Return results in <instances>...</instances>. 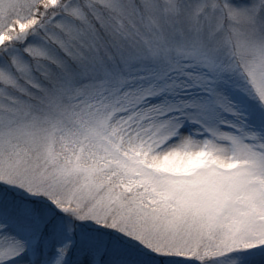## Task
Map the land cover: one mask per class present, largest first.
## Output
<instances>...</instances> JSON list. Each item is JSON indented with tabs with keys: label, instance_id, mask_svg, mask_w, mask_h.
Here are the masks:
<instances>
[{
	"label": "snow or ice",
	"instance_id": "snow-or-ice-1",
	"mask_svg": "<svg viewBox=\"0 0 264 264\" xmlns=\"http://www.w3.org/2000/svg\"><path fill=\"white\" fill-rule=\"evenodd\" d=\"M0 264H264V0H0Z\"/></svg>",
	"mask_w": 264,
	"mask_h": 264
}]
</instances>
